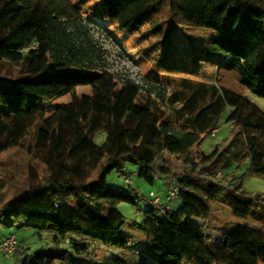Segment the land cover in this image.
<instances>
[{"label":"trees","instance_id":"16d2710c","mask_svg":"<svg viewBox=\"0 0 264 264\" xmlns=\"http://www.w3.org/2000/svg\"><path fill=\"white\" fill-rule=\"evenodd\" d=\"M86 18L132 39L146 86L95 60ZM81 85L91 94H76ZM241 88L264 98V0H0V154L22 148L43 167L35 178L29 167L26 187L0 204V227L49 231L54 244L29 253L1 231L25 248L11 264H264V192L244 191L234 174L247 159L244 173L264 178V111ZM226 110L229 139L195 160L190 149ZM112 172L163 188L156 193L175 188L180 203L156 209L129 177L109 185ZM201 197L246 223H221L211 240L214 215ZM100 245L130 256H98Z\"/></svg>","mask_w":264,"mask_h":264},{"label":"rangeland","instance_id":"374dc122","mask_svg":"<svg viewBox=\"0 0 264 264\" xmlns=\"http://www.w3.org/2000/svg\"><path fill=\"white\" fill-rule=\"evenodd\" d=\"M84 23L89 27V34L91 39L95 45L99 48V50L94 54L95 60L99 61L100 64H103L104 67L114 74L116 79H130L135 83H138L142 86H146L147 83L144 81V73L148 69V64L145 60L139 57L137 48L130 37H127L123 32L116 29L113 25L106 22H94L92 20H84ZM188 32H193L195 34H199L197 30H190ZM97 56V57H96ZM224 81L238 89H240L235 76L232 74H226ZM243 93L252 100L255 104H257L264 111V98L259 97L247 89L241 88ZM91 87L88 85H81L76 87V94H91ZM71 99L69 93H65L60 96L54 97L49 104L46 105L47 109L51 111L54 107V103L62 104L66 103ZM227 117V110L222 113V115L218 119L217 128L214 130L213 134H209L202 138V140L194 147L190 149L191 155L195 160H198L199 152L204 154H209L215 150V148L219 145H223L227 139L230 137L232 124L227 122L225 119ZM104 132H99L96 134L95 142L97 144H101L104 140ZM167 162L174 167L177 171H181L185 168V165L175 157H170L169 155H165ZM247 159L240 164V167H237L234 171V174L237 176H242V189L246 192H264V178L253 175V174H245V168L247 166ZM31 167L34 169V173L30 174V177H34V174L41 175L43 172V167L39 161L35 160L32 157H29L25 154L22 148H11L7 151H4L0 154V175L5 183V188L0 193V204H2L5 200L10 198L14 193L26 187V175L28 168ZM132 169H135L131 167ZM36 175V174H35ZM220 174H217L219 177ZM129 177L130 183L132 187L139 186V192L144 195H147L150 190H156V185L150 186L145 183L143 180L139 179L133 173L128 174V176H124L121 174H117L116 172H112L107 176V181L109 185H124V178ZM204 199L212 208V213L214 218L210 222L211 224L207 228L208 236L211 240L215 239L217 235H219L220 230L217 225L221 223H227L230 226H237L246 223L245 220L241 218L235 217L230 209L221 203L218 199L210 200ZM180 200L178 198L173 199L171 203V207H175L179 205ZM119 209L123 211L125 216L134 217L135 208L129 206L127 204H120ZM131 208V210H130ZM135 218L140 219V216H136ZM257 225L255 223H251ZM217 226V227H216ZM262 231H264V225L259 226ZM125 230L129 232H133L134 230L129 226L125 227ZM1 231H12L17 238H23L25 241V247H28L27 250L29 253L35 251L41 246L51 248L53 247V242L51 239V233L49 231L41 232V236L35 231L28 228H16L12 227L1 228ZM60 247L65 249H72L71 245L66 241H62L60 243ZM24 245H19L16 247L10 255L4 256L0 253V264H11L14 260V254L20 253L24 250ZM93 249V248H92ZM121 251L113 246H96L95 252L98 256L107 255L111 252ZM129 248L121 251L122 253H126L128 256ZM126 256V255H125Z\"/></svg>","mask_w":264,"mask_h":264},{"label":"built area","instance_id":"2783aa9c","mask_svg":"<svg viewBox=\"0 0 264 264\" xmlns=\"http://www.w3.org/2000/svg\"><path fill=\"white\" fill-rule=\"evenodd\" d=\"M215 130V129H214ZM212 130L211 134H213ZM128 181V180H127ZM176 194V189H168L165 193H156L153 190H150L148 193L149 203L154 206L156 209H163L168 207L171 201L174 199ZM18 240L14 235L5 236L0 240V253L4 256L10 255L12 251L18 247Z\"/></svg>","mask_w":264,"mask_h":264},{"label":"crops","instance_id":"0c3cea01","mask_svg":"<svg viewBox=\"0 0 264 264\" xmlns=\"http://www.w3.org/2000/svg\"><path fill=\"white\" fill-rule=\"evenodd\" d=\"M164 186V188H165V185H163ZM162 186V187H163ZM136 187H138V191H139V186H136ZM157 188H159V187H157ZM160 189V192H162V190H163V188H159ZM130 210H131V208H130ZM140 214H139V211L137 210V209H135L134 210V216H139ZM0 240H1V235H0ZM10 264V263H9Z\"/></svg>","mask_w":264,"mask_h":264}]
</instances>
